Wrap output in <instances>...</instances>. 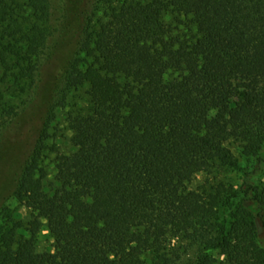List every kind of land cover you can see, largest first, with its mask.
Here are the masks:
<instances>
[{
    "label": "trees",
    "instance_id": "obj_1",
    "mask_svg": "<svg viewBox=\"0 0 264 264\" xmlns=\"http://www.w3.org/2000/svg\"><path fill=\"white\" fill-rule=\"evenodd\" d=\"M20 1L0 0V72L16 83L35 80L56 3L24 0L22 18ZM82 13L80 57L17 181L30 220L0 225V264H176L173 240L195 264L216 247L224 264H264V0H82ZM71 91L85 100L66 114L74 151L46 184L47 130ZM41 231L52 251L37 252Z\"/></svg>",
    "mask_w": 264,
    "mask_h": 264
},
{
    "label": "rangeland",
    "instance_id": "obj_2",
    "mask_svg": "<svg viewBox=\"0 0 264 264\" xmlns=\"http://www.w3.org/2000/svg\"><path fill=\"white\" fill-rule=\"evenodd\" d=\"M54 1V0H53ZM47 23L48 38L41 57L38 73L33 82L19 83L3 78L0 72V225L11 219L13 212L19 215V221L25 226L30 220V210L15 196L17 181L24 163L30 156L34 144L42 130L50 100L56 96L58 81L68 63L80 57L78 40L83 19L82 0H55ZM23 14L28 16L24 0L20 1ZM33 21V17H27ZM83 91L67 93L65 107L54 113L47 130L46 149L42 166L47 174L46 184L53 183L56 175V158L69 155L74 151L73 133L68 125L66 114L69 110L83 107ZM228 187L237 189L243 182L240 172L227 169L221 173ZM259 191L264 189V166L253 178ZM204 182V176L197 175L186 180L189 190H196ZM235 206L231 207V210ZM43 224L45 222L43 221ZM257 245L264 250V232L257 227ZM53 241L47 231L38 235L36 249L38 253L52 251ZM179 258L176 264H195L196 248L189 247L178 240L172 241ZM212 264H224L221 247L212 250Z\"/></svg>",
    "mask_w": 264,
    "mask_h": 264
}]
</instances>
